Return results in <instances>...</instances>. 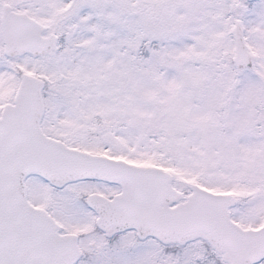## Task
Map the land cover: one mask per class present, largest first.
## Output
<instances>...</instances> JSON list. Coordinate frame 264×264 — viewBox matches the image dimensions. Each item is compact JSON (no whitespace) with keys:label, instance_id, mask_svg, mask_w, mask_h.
I'll return each mask as SVG.
<instances>
[{"label":"snow or ice","instance_id":"1","mask_svg":"<svg viewBox=\"0 0 264 264\" xmlns=\"http://www.w3.org/2000/svg\"><path fill=\"white\" fill-rule=\"evenodd\" d=\"M0 264H264V0H0Z\"/></svg>","mask_w":264,"mask_h":264}]
</instances>
